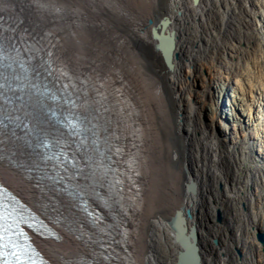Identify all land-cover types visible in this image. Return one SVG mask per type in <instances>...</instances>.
<instances>
[{"label":"bare ground","instance_id":"6f19581e","mask_svg":"<svg viewBox=\"0 0 264 264\" xmlns=\"http://www.w3.org/2000/svg\"><path fill=\"white\" fill-rule=\"evenodd\" d=\"M251 1L258 6L257 14L251 8L249 16L236 18L255 23L256 30L247 27V40H253L252 46L263 55L251 57L252 64L243 67L220 57L222 49L226 54L227 49L229 54L236 49L234 41L217 37L212 54L201 40L212 30L210 10L219 0H0V38L19 42L32 55L46 50L66 78L76 81L79 102L90 103L93 92L98 93L102 118L113 123L114 133L132 137L128 163L134 176L127 187L129 208L123 211L126 222L118 240L121 259L112 264H264V246L256 235L257 230L264 231V0ZM163 16L169 20L167 31L178 36L171 52L179 57L171 60L168 70L163 67L161 43L152 36ZM231 29L228 36L239 35V26ZM237 64L241 67L232 69ZM196 65L203 71L211 66L212 84L194 70ZM224 69L232 71L228 84ZM197 78H202V98L198 93L194 97ZM256 78L263 82L250 93L247 83ZM211 103V123L220 122L231 139V157L236 155L232 186L217 143L200 123L199 113ZM227 108L234 119L230 131L220 120ZM236 128L248 134L256 158L246 150L245 159L241 153L234 155L238 143L242 145ZM4 139L0 147L5 154L12 152L24 160L28 151ZM64 143L67 148V139ZM0 177L41 212L35 198L45 199L48 192L36 190L37 182L43 185L38 175L32 180L31 174L1 162ZM190 179L198 185L195 194L184 191ZM58 205L66 220L74 219L68 203ZM187 208L190 218L184 214ZM218 209L227 222L215 220ZM44 215L57 226L55 242L39 240L47 253L65 262L75 252L87 251L58 224L55 214ZM191 229L194 238L188 237Z\"/></svg>","mask_w":264,"mask_h":264},{"label":"rangeland","instance_id":"374dc122","mask_svg":"<svg viewBox=\"0 0 264 264\" xmlns=\"http://www.w3.org/2000/svg\"><path fill=\"white\" fill-rule=\"evenodd\" d=\"M219 1H221V2H218V3H216V4H214V6L211 8V12H210V15L209 16H211L210 17V20L208 21V26H210L211 24V32L210 31H208V32H205V34L206 35H203V36H201V40H202V42L204 43V44H206V48H207V50H210L211 52H212V54H215V47L218 45L216 42V39H217V37L221 40V42L223 41H234V45H235V47H236V49L235 50H233L232 48V53H234L236 56L237 55H239V57H234L233 58V54L231 55V54H229V52H230V50L229 49H227V54H226V52L224 51V49H222L221 51H223L222 52V54H220V57L221 56H225V58L227 59V60H229L230 62H233V63H235V62H238V63H240L243 67H248V65L250 64H252V62H251V60L253 59V58H251V57H253V56H255V55H258V56H262L263 55V53L261 52V51H258V49H254L255 47H253L252 46V44H254V43H252L253 42V40H251L250 42H248V40L247 39H249L248 37H249V35H248V29H247V27H249V26H252L253 25V28L252 29H254L255 28V23H251L250 25H247V24H249V23H247V22H245V21H243V20H241L240 18L239 19H237L236 18V15L237 14H239V15H241V17L242 16H249V9H251V8H253L254 9V12L257 14V12H258V6L256 7V4H255V2L254 1H251V2H249L250 0H219ZM253 3V4H252ZM247 4H249V6L247 5ZM253 5V6H252ZM220 7V8H219ZM233 7V8H232ZM248 7V8H247ZM191 9V8H190ZM189 9V10H190ZM229 9V10H228ZM248 9V10H247ZM246 11V12H245ZM20 12V11H19ZM238 12V13H237ZM22 13V12H21ZM233 15V16H232ZM218 16V17H217ZM223 16V17H222ZM221 17V18H220ZM224 17H228V19L227 20H222V18L224 19ZM243 18V17H242ZM255 20H258L257 19V17H256V19ZM225 21V22H224ZM232 21V22H231ZM235 21V22H234ZM234 22V23H233ZM220 23V24H219ZM245 23V24H244ZM216 24V25H215ZM260 24V23H259ZM259 24L257 23V27L259 26ZM225 26V27H224ZM237 26H239V35L241 34V32L240 31H242L243 32V34L244 35H238V36H235V34L233 35V37H231V36H228L227 34H229L230 32H231V28H235V27H237ZM244 26V27H243ZM217 27V28H216ZM233 30H235V29H233ZM254 30H256V29H254ZM260 31V30H259ZM131 32H134V31H131ZM182 32H183V30H182ZM251 32V31H250ZM227 33V34H226ZM234 33V32H233ZM136 34V33H135ZM249 34H251V33H249ZM225 36H227V37H225ZM184 37V36H183ZM223 37V38H222ZM222 38V39H221ZM226 38L228 39V40H226ZM241 38H243V41H241ZM250 40V39H249ZM209 41V42H208ZM202 42L200 41L199 43L201 44V47L203 46L202 45ZM247 42V43H246ZM254 42H255V40H254ZM108 43V42H107ZM242 43V44H241ZM213 44V45H212ZM251 44V45H250ZM108 45H109V43H108ZM199 46V45H198ZM196 47H197V45H196ZM223 47V45H221V47H220V49ZM219 49V50H220ZM245 49V50H244ZM207 50H206V52H205V55L207 54ZM177 51H179V50H177ZM257 51V52H256ZM219 53V52H218ZM261 53H262V55H261ZM242 55V56H241ZM230 57V58H229ZM204 58H206L205 56H204ZM245 60V61H244ZM250 60V61H249ZM235 61V62H234ZM261 63V62H260ZM262 63H264V61L262 62ZM199 67H200V65H196L195 66V68H194V70L195 71H199L200 72V74H201V76L203 77V75L205 76V78H206V80L207 81H209V84H212L213 83V76L212 75H210L209 73L211 72V69H210V72H209V67H211V66H209L208 65V67L207 68H205V70L203 71L202 69L200 70L199 69ZM241 66L239 65V64H237V65H235V66H232V69H235L236 68V70L237 69H239ZM262 71L264 70V69H261ZM226 71V72H225ZM225 74L223 75V77H224V79L226 78V84H228V82H229V80H230V78H228V77H230V76H232L231 75V73H232V71H227L226 69H224V71H223ZM227 74L229 75V76H227ZM233 77V76H232ZM237 78H241L240 76H238ZM237 78H235L234 77V80L235 79H237ZM198 79V81L197 82H195L196 84L194 85L193 84V81H194V79H192L191 81H190V83L191 84H193V86H194V88H193V90H194V92L196 93L195 94V96L194 97H196L197 98V93L198 94H200V97L202 98V93H201V90H202V87H203V84H202V78H197ZM233 79V78H232ZM228 80V81H227ZM261 80V81H260ZM232 81V80H231ZM264 81V80H263ZM262 81V79H255L254 81L253 80H251V85L250 84H248L247 83V87L248 88H250V93H252V91H254V90H256V88L255 87H257V86H259V84H260V82H263ZM252 82H253V84H252ZM254 85V86H253ZM262 85H264V82L262 83ZM252 87V88H251ZM254 89V90H253ZM252 90V91H251ZM256 95L258 96L259 95V93L258 92H255L254 94H253V96L254 97H256ZM194 99V102H195V100H197V99ZM210 98V97H209ZM210 100H211V98H210ZM253 103V102H252ZM211 105H212V103L210 104V107H209V109H203V112H201V113H199V118H200V123H201V126H203V125H205L206 126V123H205V120H204V116L205 115H207V117H208V119L210 120V118L212 117L211 116V113H210V109H211ZM213 120V119H212ZM210 122H212L211 120H210ZM257 127H258V124H257ZM238 132V131H237ZM236 134V133H235ZM6 136H8V135H6ZM243 139L245 140V138L243 137V138H241L240 140H241V146H240V149L242 150L241 151V154L243 155V157H244V154H243V152H244V150H246L247 151V148L245 147V145H247V143L245 142V141H247L248 140V142L250 141V139L248 138L247 140H245V141H243ZM253 143V142H252ZM221 153V152H220ZM212 154H209V153H207L206 154V156H208V157H210ZM256 155L254 154H251L250 153V157H255ZM256 158V157H255ZM244 159H245V157H244ZM254 163H251V165H253ZM255 173V172H254ZM226 175H227V173H226ZM220 188V186L218 187V189ZM38 188H36V190H37ZM47 189H48V187H44L43 188V190H42V192H41V194L42 195H46V193H45V191H47ZM46 197H48V196H46ZM67 219V218H66ZM66 221H68V220H66ZM259 242V241H258ZM175 243V242H174ZM260 243V242H259ZM83 248V247H82ZM83 250H84V248H83ZM76 251H79V250H76ZM79 253V252H78Z\"/></svg>","mask_w":264,"mask_h":264},{"label":"water","instance_id":"95a60500","mask_svg":"<svg viewBox=\"0 0 264 264\" xmlns=\"http://www.w3.org/2000/svg\"><path fill=\"white\" fill-rule=\"evenodd\" d=\"M169 23V20L167 18H165L164 16L162 18H160L158 20V23L155 25V27L153 26V37L155 40L159 41V43H161V54H162V57H163V67L168 70L171 68V60L173 58H177L179 57V54L178 53H175V52H171L173 49H174V44L176 43V39H177V35L175 32L173 31H167V24ZM151 24V22L149 23ZM2 41V39H1ZM3 43V41H2ZM166 48V49H164ZM223 110V108H222ZM224 114V111L222 113V115ZM222 117V116H221ZM227 118V116H225ZM204 120H205V123H206V127L208 128V131L209 133L211 134V138L213 141H215V143H217L221 153H222V156H223V160H222V163H223V166H224V170L226 171V173L229 174V185L232 186V183H233V178H234V174L236 173V169H237V160H236V155L235 153H241V149H240V145H237L235 147V149L233 150V153H234V159L231 157V148H232V145H231V139L229 138V136L222 130V126L220 124V122L218 123V121L215 120V123L212 124L210 122V120L208 119L207 115L204 116ZM221 121H223L221 118H220ZM225 125V123H224ZM225 136H227L228 138H226ZM247 139H248V136H247ZM247 143V145H245V147L247 148V153H251V154H255L256 156H258V154L251 148L250 146V142L245 141ZM231 145V146H230ZM258 158V157H257ZM233 159V161H232ZM197 183L193 180V179H190L188 181V183H186L184 185V191H186L187 193H190V194H195L197 193ZM221 190H223V186L221 185ZM244 209L247 210V207H246V204L244 203ZM216 216H215V220H217L218 222H227V217H226V214L224 213V211L222 209H218L216 210L215 212ZM184 214L190 218L192 216L191 214V211L187 208L184 210ZM209 218H211V216L209 215ZM211 220V219H210ZM182 230L181 234L183 236L184 234V230L183 228L180 229V231ZM177 231V230H176ZM178 232V231H177ZM193 230L191 229L190 233H189V236L188 237H191V238H194V235H193ZM257 239L258 241L264 246V231L262 230H257ZM216 242V241H215ZM192 246L194 247L193 245V242L191 243ZM195 248V247H194ZM238 253L239 255L241 256L242 255V252L241 250L238 248Z\"/></svg>","mask_w":264,"mask_h":264},{"label":"built area","instance_id":"2783aa9c","mask_svg":"<svg viewBox=\"0 0 264 264\" xmlns=\"http://www.w3.org/2000/svg\"><path fill=\"white\" fill-rule=\"evenodd\" d=\"M229 107V106H228ZM231 108L234 110V107L233 106H231ZM227 110H228V108L227 109H225V111H226V113L224 114V116H223V119H224V123L225 124H227L228 125V127H229V131H230V128H234V119L232 118V116L229 114V112L227 113ZM226 114H228L227 115V118L225 117L226 116ZM253 117L255 118V116L253 115ZM236 122V121H235ZM235 124H237V123H235ZM236 130L237 131H239L240 129L238 128H236ZM231 133H233L232 131H231ZM247 136H248V134L246 133V132H241V131H239V139L240 138H245V140H247ZM244 140V141H245ZM234 142V141H233ZM254 144H256V143H254ZM238 145H239V143H238Z\"/></svg>","mask_w":264,"mask_h":264}]
</instances>
